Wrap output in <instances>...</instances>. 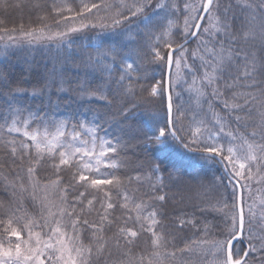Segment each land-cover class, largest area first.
Masks as SVG:
<instances>
[{"label": "snow or ice", "instance_id": "1", "mask_svg": "<svg viewBox=\"0 0 264 264\" xmlns=\"http://www.w3.org/2000/svg\"><path fill=\"white\" fill-rule=\"evenodd\" d=\"M9 9L44 15L39 27L0 29L5 50L71 48L95 31L74 66L85 75L77 97L117 102L139 151L122 157L127 141L99 119L54 113L50 94L33 111L26 99L37 93L0 75V264H264V211L245 210L250 181L264 182V0H0ZM68 70L53 64L49 78L71 101ZM191 161L219 172L195 197ZM172 201L185 206L174 217ZM210 215L222 220L217 233Z\"/></svg>", "mask_w": 264, "mask_h": 264}, {"label": "trees", "instance_id": "2", "mask_svg": "<svg viewBox=\"0 0 264 264\" xmlns=\"http://www.w3.org/2000/svg\"><path fill=\"white\" fill-rule=\"evenodd\" d=\"M40 2L46 4L55 2L59 4L62 2V0H40ZM63 2L71 5L72 7H75L77 3H81V0H63ZM83 2H99V0H83ZM105 2L115 5L119 3V0H105ZM42 15H44L43 12H29L27 9H9L7 13L0 12V21L4 22L3 24H0V29L14 28L19 24H24L25 26L31 24L33 27H39L41 25L37 20V17ZM100 15H104V13L101 12ZM55 19H58V17L49 15L47 20L44 21V23H47L51 26L53 31L57 30L54 24ZM95 34V31H86L85 33L77 34L78 36H82L83 39H78L76 44L71 48L58 47L55 42H45L30 49L25 48L23 50H5V43L7 42L6 38L4 40H0V75H3V77L7 78L11 82L12 88H21L26 89L29 93H37V97L35 99L31 98V96L26 99V106L30 107L33 111L42 106H47L48 97L50 94L53 101H56L57 99H59L60 101L59 108H56L55 105L52 106L54 113H67L68 115L66 116V118H71V113L79 112L83 113L84 116L90 121L99 119V121L103 125L104 130L107 132L110 138L122 137L124 141L128 142L126 144V151L121 154L122 157L130 161H135L137 158L133 155V151H139V149L136 147V141L131 139V134H126L125 126L117 123V121L120 119L117 114L118 103L113 102V105L109 107L104 101H101L99 99L77 97V93L75 91L78 83L77 76H79V82H83V80L85 79L83 70H81L79 73L74 70V66L80 64V58L78 56V53L82 51L80 46L88 44L89 37H94ZM0 35H3V33L0 32ZM191 47L195 48L196 45L192 44ZM89 51H92V49H89ZM53 64H56L58 68L61 66H66L69 69L67 72H65V78L70 80L71 83L65 84L64 87L68 89V94H70L72 97L71 101H69L68 95H66L65 93H60L58 97L57 91L59 89V85L50 83L49 69H51ZM147 71L149 72V74H151L152 68L148 67ZM46 84L47 90L44 91L43 96L41 97L39 93L42 89H45ZM176 91H180V89L177 88ZM0 92L8 93L9 88L0 85ZM108 99L113 100L111 96H109ZM2 103L3 101L0 100V104ZM69 103H71V107L66 108L65 105ZM104 121H107V123H104ZM100 134L103 136L104 132L102 131ZM84 139H88V136L84 135ZM131 167L132 165H129V168ZM185 167L187 168L188 172H192L193 169H195L200 173L197 179L192 181L193 191L191 192V195H193L194 197L196 196V193L198 191H203V189L198 188V183L200 181L207 185L210 184L213 175L219 176V172L216 171L215 168L209 165H203L202 167V162L200 161L185 162ZM253 172H255V168L253 169ZM118 174L122 175V173ZM45 175L50 176V170L46 173L42 172L39 174V180L42 184L46 183V181L44 180ZM176 175L183 180L190 179V177L184 176L182 173H177ZM258 180L259 177H253V179L250 181V186L252 189L251 194L250 196L248 193L245 194V210L247 212L248 205H252L253 211L257 214V218H259L260 213L264 211V207H262V201H264V182H258ZM167 182L171 183V181ZM171 191L175 192L176 189L173 188L171 189ZM24 197L25 198L23 199V203L27 207L28 212L35 214L34 209L28 203L27 194H24ZM3 199H5V197L0 194V200ZM198 202V200L194 199L191 203L196 204ZM178 207L185 206L177 205L174 201L169 202V204L167 205V211L170 213L171 217H174L176 215L174 209ZM187 210L191 211L192 208L187 207ZM206 222H209L213 233L219 232V229L215 227L217 224L222 223L219 215L208 216L206 218ZM34 231H40V229H34ZM210 238L221 240L224 239L223 236L219 235H213ZM147 239L148 237L145 236L144 240L146 241ZM85 243H87V241H85Z\"/></svg>", "mask_w": 264, "mask_h": 264}]
</instances>
